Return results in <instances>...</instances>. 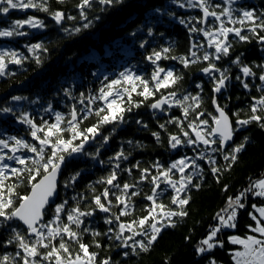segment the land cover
I'll list each match as a JSON object with an SVG mask.
<instances>
[{
  "label": "trees",
  "instance_id": "obj_1",
  "mask_svg": "<svg viewBox=\"0 0 264 264\" xmlns=\"http://www.w3.org/2000/svg\"><path fill=\"white\" fill-rule=\"evenodd\" d=\"M36 2L39 3L41 0ZM80 2L81 0L63 2L47 0L49 7L47 13L37 9H12L8 14L1 13L0 24L7 25L8 20L33 17L42 21L44 27L22 37L15 35L18 41H11V44L18 47H21L22 43L26 45L40 43L43 48L34 53L26 50L21 64L10 63L7 74L0 75V139L6 140L9 144V148L0 145L2 149L0 155L5 157L13 155L11 148L16 146L15 140L11 139L13 137L39 147V141L31 135L32 126L22 120L24 116L32 120L37 127L47 130L48 124L56 123V114H61L63 117L61 128L65 129L63 132L65 139H71L72 134L67 129L70 126L68 121L71 119L73 109L78 114L74 123H77L81 130L98 124L99 117L95 113L107 103L99 99L100 90L102 88L107 90V85L111 81L120 80L121 84L114 86V93L119 91L123 95L122 106L131 107V111L123 113L122 121L101 124L98 134L84 143L77 159L64 153L67 164L59 184V199L54 206L47 209L43 223L54 219L57 205L64 204L61 219L57 222L61 225L69 223L67 213L73 208L79 207L81 211L95 209L93 197L96 195H101L102 202L107 205L108 201L102 196L105 188H108L110 193L119 194V191L101 181L116 171L117 180L114 183H119L121 187L124 183L136 184L137 187L129 189V193L136 191L139 195L131 197L132 207L129 209L131 214L122 216L119 222L105 223V219L111 218L112 213L119 215L122 208L116 206L115 196L111 194L108 198L112 201L111 213L95 209L92 216L81 217L84 221L81 229L84 227L90 229L88 233L83 234L82 240L90 245L91 252L99 254L98 261L110 257V264H209L210 260H214L215 264H236L234 252L239 246L231 243L230 238L247 237L255 233L252 229L256 227L257 220L252 219V215L257 217V213L253 205L264 206V197L247 193L251 197L250 200H247L248 197L241 199L245 207L237 211L234 228L222 227L217 214H223L221 210L226 207L230 197L235 199L248 189L252 181L260 179L264 174V130L256 124H250L238 131L232 144L220 152L213 151L217 148L216 144L208 146L202 143L187 144V140H195V133L188 125L192 122L199 123L196 117L200 112L204 113L200 119L208 120L209 125L212 124V115H217L213 106L215 81L212 77L218 79L220 73L225 70L229 79L224 93L216 96L217 103L230 115L234 126L238 118L235 114L238 113L240 119L248 118L250 105L254 102L253 97L261 95L257 86L264 83L258 79L261 73L258 66L264 65V43L258 41L245 28L242 34L249 36V40L241 41L234 33H230L229 54L219 60L215 59V55H210L206 61L203 59L204 53L215 54V47H209V38L203 35V31L193 32L191 29L215 31L219 28L220 21L211 20V17L205 19L203 13L199 12L202 9L179 11L175 3H172L173 0H113L111 4L91 0V6L81 10L77 7ZM233 2L230 7L235 10L234 18L241 15V10H255L257 15L264 12V0ZM209 4L225 7L224 0H209ZM211 10L217 13L221 11L219 7H212ZM55 11L65 14L59 24L51 15ZM81 11L84 13L83 16ZM69 16L74 19H68ZM181 20L184 23H181ZM221 20L227 27H236L227 22V17L222 16ZM85 24L88 27H84ZM237 27L240 25L237 24ZM77 28L80 30L76 31ZM259 34L264 36V31H260ZM2 42L4 40L0 39V43ZM164 48H168L169 51L164 53ZM154 52H161L162 56L155 63L152 62L155 60ZM193 52L196 53L195 57L192 56ZM21 57L22 55L18 58ZM149 57H152V60ZM37 58L39 63L36 62ZM181 58L189 61L187 67L181 63ZM237 58L240 66L251 67L256 76L244 77L240 66L233 63ZM210 64H214L220 71L204 73L202 70ZM157 67L173 71L174 76L180 79L167 88L156 90L152 74ZM121 73L125 76L141 77L148 82L154 94L147 98L138 95L143 90V85L139 80H135L136 91L132 92L133 103L129 105L124 89L131 90V84L125 81ZM237 76L250 87L245 89ZM173 92L176 93L175 101L183 100L184 96H199V108H195L191 99L185 101L183 105L176 104L174 108H165L162 111L151 107L157 99ZM13 97L21 99L14 100ZM109 99H117L120 102L115 94ZM136 104H139V107ZM188 105L192 107L185 118L183 109ZM5 108L10 111L4 112ZM104 114L106 113H101ZM85 115L87 119H84ZM184 132H187L188 136H185ZM153 133L158 134L159 139ZM37 135L43 138L42 132H38ZM172 136L182 141L176 148L171 147ZM245 136L250 138L245 150L238 154V160L229 167L230 161H225L223 155L230 151L231 147L241 143ZM81 139L78 138L73 144L78 145ZM121 151L127 156L126 160L115 159L117 153ZM45 153L50 154V146L46 147ZM15 155L37 158L35 153L22 147L19 148L18 155ZM179 158H183L188 166L184 168L183 173L179 169H172L169 176L174 182H179L182 176H192L191 184H188L186 191L180 194L181 197H190L189 203L183 209L187 215L172 217L174 227H162L157 240L147 252L137 249V254L133 255L130 248L119 246L123 243V238L121 240L114 238L118 224L131 223L148 214L147 210L152 202L145 197L152 195L154 177L158 178L157 183L160 184L157 189L159 193L156 197L157 203H162L171 210H180L178 205L171 203V197L175 195L174 190L163 182L164 177L160 175ZM212 160L215 164L211 163ZM193 162L198 167H194ZM3 163L10 167H23L7 158ZM117 164L120 165L119 169L116 168ZM135 165L138 167H134ZM28 166L33 167L30 160ZM212 167H217L220 171L213 175ZM127 169L131 170V174L126 171ZM144 169L148 171L143 173L146 178L142 180ZM7 176L6 184L17 185L15 191L19 195L28 194L31 189V183L27 179L28 173L25 172L17 178L9 171ZM39 178L37 177V180ZM197 184L198 188L194 186ZM13 199L15 201L17 198L14 196ZM2 219L0 218V221ZM165 224L167 225V221ZM52 226L55 227L56 224ZM13 227L26 233V228L17 220L0 224V255L5 253L14 255L18 250L14 245L5 244ZM72 227L79 231L75 225ZM109 228L115 231L97 237L92 235L93 232L106 233ZM217 228H220V231L211 241L215 245L214 248L198 253L197 249L202 246L201 241ZM44 231L46 232V229ZM130 234L127 231L124 233L125 236ZM110 236L113 238L110 239ZM29 239L34 240L35 237L30 236ZM136 239L146 238L137 236ZM58 241L59 237L52 243L58 244ZM94 241H98L101 247L97 248ZM69 243L75 251L77 246L74 242ZM125 251L129 252L128 256L123 255Z\"/></svg>",
  "mask_w": 264,
  "mask_h": 264
},
{
  "label": "snow or ice",
  "instance_id": "obj_2",
  "mask_svg": "<svg viewBox=\"0 0 264 264\" xmlns=\"http://www.w3.org/2000/svg\"><path fill=\"white\" fill-rule=\"evenodd\" d=\"M63 2V0H60ZM101 4H111L113 0H99ZM233 0H227V3L231 4ZM188 4L190 7L199 6L203 10V17L206 19L208 17H213L216 21H220L219 28L215 31H206L203 29H191V31H203V35L208 37V45L209 47H215V54H210L205 52L203 55L204 60H209L210 55H215V59L219 60L222 56H227L229 54V48L231 47V43L228 41V36L230 33H234L236 37L241 41L249 40V36L243 35L242 30L247 29L252 36H254L258 41L264 43V36L260 35V31H264V12H261L257 15L255 10H241V15L238 18L233 17L234 9L230 7H223L220 13H217L215 10H211L213 6L209 4V0H188ZM86 6H91V0H81V2L77 5V7L83 10ZM183 7V5H181ZM214 7H221L220 5H215ZM12 9L19 10H27V9H37L43 12H49V7L47 6V0H41V2H36V0H0V13L8 14ZM53 19L57 24H59L64 19V13L61 11H55L51 13ZM84 13L81 11V16ZM227 17L228 23L238 24L240 27H227L225 26V22L221 20V17ZM86 18V17H85ZM68 19H74V17H68ZM184 23L183 20L180 21ZM27 25L30 28H42L44 27L43 22L39 21L33 17H28L24 20H15L10 28H5L0 30V37H12L13 35L22 36L27 33L20 31V29L24 28ZM84 27H88L87 24ZM80 29L77 28L76 31ZM43 48V45L40 43L31 45L28 48L29 52H36ZM46 51V49H44ZM169 51L168 48H164L163 52L167 53ZM155 60L152 62L155 63L157 60L162 58L161 52H154ZM192 56H196V53L193 52ZM176 59L175 57H172ZM6 59L8 62L13 64H21L23 57L18 58V54L15 51H0V75H3L5 69L7 67ZM152 60V57H149ZM37 63H39V58H37ZM193 63L195 61H192ZM181 63L187 67L189 61L181 58ZM239 65V58L236 61H233ZM261 69V73L258 79L261 82H264V65L258 66ZM220 71L215 68L214 64H210L209 67L204 68L202 71L206 74H211L212 71ZM240 70L244 77H255L256 73L253 72L252 68L249 66H240ZM165 69L157 67L152 74V80L155 81L156 90L161 88H167L171 84H175L180 77L174 76L173 71L169 70L165 73L163 78H160V73H164ZM227 70L220 73V77L217 79L216 77H212L215 81L214 92L219 93L222 88L226 86V81L229 77L226 75ZM121 76L124 77L125 81L131 84V90L125 88L124 93L128 96V103L131 105L133 102L131 100L132 92L136 91L135 80H139L143 85V90L138 93V95L143 96L145 98L153 95L154 93L148 86V82L143 80L141 77L136 76H125L124 73H121ZM238 80H241L240 76H237ZM242 86L245 89H248L250 86L247 82L241 80ZM120 80H113L111 83L107 85V90L101 89V95L99 99L106 101V106L104 108H100L96 111V115L99 117V123L88 127L86 129L81 130L77 123V112L73 109L71 113V119L68 121L70 125L67 129L70 132L71 139H65L63 137V132L65 129L61 128V122L63 121V117L61 114H56V123L48 124L47 130L43 127H37L33 124V121L27 119L26 116L22 117L23 122L32 126L31 135L34 139L39 141V147L34 145H29L21 139L11 138L15 140L14 147L11 148L13 155L5 157L4 155H0V218H3L0 221V224H7L9 221L17 220L22 222L24 226H26V233L18 231L17 228H11V235L5 242L6 245H14L18 250L15 254L5 253L0 255V264H110L111 258H105L103 260L98 261V253L91 252L90 245L83 242L82 237L84 233H88L90 231L89 228L84 227L81 229V225L84 221L81 217H88L94 214L95 209L103 213H111L112 212V201L109 200V196L114 195L115 200L117 202L116 206H122L119 215L112 213L111 218H106V224H113L114 222H119L122 216L130 215L129 209L132 207L131 197L139 195L138 192L132 191L129 193V189L137 187L136 184L124 183L121 187L119 183H114L117 180V173L113 171L104 181L108 185H111L113 188L119 191V194L115 192H111L108 188L102 193L104 200H107V205L102 202L101 195H96L93 197L95 209L89 211H81L79 207L71 209L67 213V221L69 223H63L62 225L57 223L61 219V213L64 211V204L57 205L54 210V219L47 223H43V216L45 211V206L49 203L50 199L54 196L56 192V175L61 167V164L65 160L64 153L71 155L72 153L80 152L83 149L84 143L87 142L90 138H94L99 131V127L101 124H107L114 122L116 120H123V113L125 111H131V107L125 108L122 106L123 103V95L119 91H115L114 86L120 85ZM258 91L261 92L259 97H253V103L249 108V115L247 119H240L239 114L237 115V120L235 122V126L231 122L229 116L221 108L219 105L216 106V112L218 115H212V124L209 125L208 120L200 119L201 116L204 115L203 112L198 113L196 119L199 120V123L192 122L188 125L193 132L195 133V140L189 139L186 141L187 144H197L202 143L206 146L211 144H216L217 148L213 149V151L223 152L225 145H227L230 141H233L235 134L246 128L250 124H256L260 129L264 130V83L257 86ZM114 94L119 98L120 102L117 99H109L113 97ZM171 97H175L176 93H170ZM14 100H20L21 97H13ZM191 99L195 105V108H199L200 106V98L199 96H184L183 100H176V104L183 105L185 101ZM168 102L167 98H163L158 102L151 105L152 108L158 109L161 106ZM213 104H216L215 99H213ZM139 107V104H136ZM192 105H188L184 107L183 114L185 118L189 114V108ZM195 110V109H193ZM4 112L10 111V109H3ZM101 113H106L101 115ZM84 119H87V115L84 116ZM200 125H204V128H201ZM161 127H164L161 125ZM38 132L43 133V138L37 135ZM153 135L157 136L158 134L153 133ZM185 136H188L187 132H184ZM211 137L212 139H209ZM78 138H82L81 142L78 145H74L73 142ZM249 137L245 136L241 143L231 147L230 151L226 152L223 155L225 161H230L229 167L231 164H234L238 160V154L245 150L247 143L249 142ZM107 141V137H105V142ZM171 147L176 148L177 145L181 144L182 141L176 137H171ZM131 144V141H129ZM0 145L3 148H9V144L6 140L0 139ZM50 146V154L45 153L46 147ZM26 148L29 152L35 153V159L28 157L23 158L20 156L14 155L15 152L19 150V148ZM2 151V149H0ZM7 158L8 160L15 161L16 164H19L23 167L16 168L10 167V165L3 163V161ZM121 158L127 159V156L124 155V152L121 151L117 153L115 159L120 160ZM203 159V156H201ZM29 160L33 167H29ZM212 164H215V161H211ZM183 166V167H179ZM188 165L185 163L184 159H181L171 165V167L167 170H163L160 175L164 177V183L171 186L174 190L175 195L171 197V203L178 205L180 208L179 211L168 209L164 204L157 203L156 197H158L159 193L157 189L160 187V184L157 183L156 177L153 178L152 183L155 185L152 188V195H148L145 198L152 202L151 206L148 208V214L139 218L137 220H133L131 223L120 222L118 224V231L115 232L114 238L116 240H121L123 238V243L119 245L125 249H131V254H137V249L141 252H147L152 244L157 240L158 235L161 232L162 227L164 226H175V223L171 220L174 216H186L187 212L184 211V206L189 203L190 197L183 196L181 197V193L185 192L188 184H191L192 176L189 175L187 177L182 176L179 182H174L169 173L172 169H176L179 167V171L183 173L184 168ZM194 167H198L193 162ZM120 165L117 164L116 168L119 169ZM134 167H138L135 165ZM11 172V175L17 178H20L23 173H28L27 179L31 183V191L30 194L19 195L15 189L17 185L14 184H6V180L8 179L7 172ZM126 171L131 174V170L127 169ZM148 170H142L141 179H145L146 177L143 173H146ZM220 169L217 167H212L211 172L215 175L219 172ZM78 175V174H77ZM37 177H42L37 181ZM75 177H73V180ZM177 183H179V187H177ZM195 187H199V185H194ZM225 190H227V186H225ZM94 191V189H93ZM247 193H252L257 197H264V178H260L256 181H252L244 192H241L235 199L229 198L227 205L224 209L221 210L220 214L218 213V219L222 227H231L234 228L236 225L234 221L237 217V209L244 208V204L241 202L242 198H246ZM17 199L14 201L13 197ZM66 203V202H65ZM253 208L256 212L259 213L261 218H264V207H257L253 205ZM225 215L227 219H225ZM250 215H252L250 213ZM252 219L257 220V217L252 215ZM167 221V225L165 224ZM260 220H257V224L260 225ZM56 224L55 227L52 225ZM39 225V227H37ZM72 225H75L76 229L74 230ZM46 229V232L44 231ZM115 230L113 228H109L108 232L100 233L93 232L92 235L94 237L101 235H108L109 233H113ZM131 233L130 235L125 236V232ZM220 231V228L214 229L210 235L201 241V247L197 249L198 253H204L208 250L214 248V244L211 242L213 238ZM252 231L259 233L261 237H264V226H257L252 229ZM34 236V240H30L29 237ZM137 236H144L146 239L137 240ZM59 237L58 244H53L52 241L57 240ZM67 237V239H65ZM112 239L113 237H109ZM47 241V242H46ZM69 241L74 242L77 246V249L73 251L72 244ZM131 241V243H129ZM231 243L243 245V251L235 252L236 264H264V238H257L256 236H248L246 239H240L237 237L230 238ZM97 248L101 247L98 241H94ZM206 246V247H204ZM222 246V245H221ZM124 256H128L129 252L125 251L123 253ZM209 264H215L214 260H210Z\"/></svg>",
  "mask_w": 264,
  "mask_h": 264
},
{
  "label": "rangeland",
  "instance_id": "obj_3",
  "mask_svg": "<svg viewBox=\"0 0 264 264\" xmlns=\"http://www.w3.org/2000/svg\"><path fill=\"white\" fill-rule=\"evenodd\" d=\"M225 1V7H230L231 5L229 4V3H227V0H224ZM233 1H236V0H233ZM244 1H247V0H244ZM172 3H175V5L177 6V10H181V11H188V12H190V11H193V10H196V9H198V10H200L201 8L197 5V6H195V7H190L189 6V4H188V0H173V2ZM194 3H195V0H194ZM215 3V2H214ZM234 3V2H233ZM245 4H247V2H245ZM181 5H183V7L181 6ZM213 5V8H214V5H217V4H212ZM221 6V5H220ZM218 8V7H217ZM220 8V10L222 9V7H219ZM231 8V7H230ZM232 9V8H231ZM197 11V10H196ZM199 12H202L203 13V11L202 10H200ZM1 13H0V17H1ZM3 18V17H2ZM36 19V18H35ZM211 20L212 19H214L213 17H211L210 18ZM15 21V19L14 20H11V21H7L6 23H7V25H4V24H0V30H3V29H5V28H10V26H11V24L13 23ZM231 26H236L237 27V24H230ZM41 30L42 28H30V27H28L27 25H25V27L24 28H22V29H20V31H22V32H25V33H31L32 31H35V30ZM215 30V29H214ZM22 37V36H21ZM0 39L1 40H4V42H2V43H0V51H5V50H7V51H15L17 54H18V57H20L21 55H22V57L23 56H25V51L27 50L28 51V48L31 46V45H26V44H21L22 46L21 47H18V46H15V44H11V41H18V40H16V37H15V35H13L12 37H0ZM29 52V51H28ZM30 53H33V52H30ZM6 64H7V67H6V69H5V72H4V74H3V76L4 75H6L7 74V69H8V65L10 64V62H8V60L6 59ZM163 69H165V72L164 73H160V78L162 79L163 78V76H164V74L166 73V71H167V69L165 68V67H163ZM169 71V70H168ZM155 82V81H154ZM156 83V82H155ZM220 95V94H219ZM163 97H166L167 99H168V102L164 105V108L163 109H157V110H160V111H162V110H164L165 108H174L175 106H176V102H175V98L176 97H171L170 96V94H168V95H164V96H162V97H160L159 99H157L154 103H156V102H158L161 98H163ZM216 97V96H215ZM77 112V111H76ZM217 113V112H216ZM218 115V114H217ZM229 147V146H228ZM227 148V147H226ZM76 153H79V155H80V152H76ZM15 154H17L18 155V151L17 152H15ZM14 154V155H15ZM75 153H72L71 154V157L74 155ZM181 159H183V158H179V159H177L175 162H177V161H179V160H181ZM65 161H67L66 159H65ZM4 162V161H3ZM174 162V163H175ZM186 164H187V162H185ZM188 165V164H187ZM66 167V166H65ZM179 167H183V166H179ZM179 167L178 168H176V169H179ZM64 170H65V168H64ZM64 170H63V173H64ZM63 176V175H62ZM41 178V177H40ZM39 178V179H40ZM62 178V177H61ZM260 178H264V174L260 177ZM38 179V180H39ZM38 180L36 181V182H38ZM61 181V180H60ZM60 184V183H59ZM60 188V187H59ZM30 191H31V189L29 190V192H28V194L30 193ZM60 194V193H59ZM250 195L248 196V199L247 200H250ZM59 199V198H58ZM57 203V202H56ZM55 203V204H56ZM54 204V205H55ZM54 205H52V206H54ZM51 207V206H50ZM245 207V206H244ZM257 207H264V206H257ZM49 208V207H48ZM47 208V209H48ZM255 210V209H254ZM47 211V210H46ZM237 211H239V208L237 209ZM257 213V220H260V225H256V227L257 226H264V218H261L260 216H259V213L258 212H256ZM225 219H227V216L225 215ZM255 227V228H256ZM249 236H256L257 238H264V237H261L260 236V234L259 233H254V234H251V235H249ZM232 237H237V238H240V239H246L247 237H241V236H232ZM238 246H239V249H237L235 252H237V251H243L244 250V248H243V245H240V244H237ZM235 252H234V254H235ZM234 258H235V260L237 259L236 257H235V255H234Z\"/></svg>",
  "mask_w": 264,
  "mask_h": 264
},
{
  "label": "water",
  "instance_id": "obj_4",
  "mask_svg": "<svg viewBox=\"0 0 264 264\" xmlns=\"http://www.w3.org/2000/svg\"><path fill=\"white\" fill-rule=\"evenodd\" d=\"M227 82H228V80L226 81V86H227ZM226 86H225L224 88H222L221 91H220L219 93H215V96L224 93V91H225V89H226ZM163 98H166V97H163ZM163 98H161V99H163ZM161 99H160V100H161ZM214 99H215V101H216V104H213V106H214V108H215V110H216V106L218 105V103H217V97H214ZM165 104H166V103H165ZM165 104H163V105L161 106V108H158V109H160V110L163 109ZM220 107H221V106H220ZM221 108H222V107H221ZM224 111H225V110H224ZM225 112H226V111H225ZM226 113H227V112H226ZM217 114H218V113H217ZM227 115L229 116L231 122L233 123L232 118L230 117V115H229L228 113H227ZM77 118H78V117H77ZM232 142H233V141H230L227 145H225V148L228 147V146H230V145L232 144ZM78 157H79V153H75V154L73 155V158H74V159H77ZM66 164H67V161L64 160V162L61 164V167H60V169H59V171H58V173H57V175H56V192H55L54 196L50 199L49 203L45 206V211H44V216H43V220H42V222L44 221V219H45V217H46L45 213H46L47 208L50 207V206H52V205H54V204L58 201L59 193H60L59 183H60L61 177H62V175H63V170H64ZM262 175H263V174H262ZM41 178H42V177H41ZM41 178H40V179H41ZM29 194H30V193H29ZM248 196H249V194H247L246 197H248ZM19 222H20V221H19ZM20 223L22 224V222H20ZM22 225H23V224H22ZM23 226H24V225H23ZM24 227L26 228V226H24ZM37 227H39V225H37ZM31 237H34V236H31Z\"/></svg>",
  "mask_w": 264,
  "mask_h": 264
}]
</instances>
